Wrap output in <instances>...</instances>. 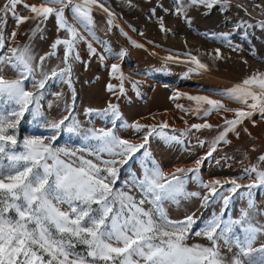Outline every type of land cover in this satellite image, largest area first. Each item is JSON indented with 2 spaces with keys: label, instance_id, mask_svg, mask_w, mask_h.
I'll return each mask as SVG.
<instances>
[{
  "label": "snow or ice",
  "instance_id": "obj_1",
  "mask_svg": "<svg viewBox=\"0 0 264 264\" xmlns=\"http://www.w3.org/2000/svg\"><path fill=\"white\" fill-rule=\"evenodd\" d=\"M217 5L226 10L229 0H177L176 14L184 15L190 23V7L212 10ZM92 6L101 8L109 17L113 15L99 0H41L32 4L25 0H0V264H264V242H259L264 239V207L257 205L252 192L264 189V154L244 169V176L250 180L246 185L237 183L244 176L226 181L228 187L219 180H200L196 174L202 160L196 161V168H176L166 174L149 150V138L156 135L165 144H181L187 130L177 136L164 131L166 122L159 126L138 121L129 124L123 121L118 105L112 103L103 109H85L89 117H111V128L84 129L68 111L61 119L47 122L49 135L26 137L23 150H15L21 143L17 131L25 113L43 116L40 90L50 79L66 83L74 93L72 63L81 60L78 45L87 42L89 55H97V49L80 29L104 43L105 51L111 54V48L99 41L94 31ZM21 10L30 15H23ZM52 18L57 33L62 31L65 35H57L50 44L51 50L37 58L32 42L38 35L45 38L42 25ZM9 19L15 21L16 28L7 34ZM159 19L161 31H166L163 18ZM29 21L35 22V27L30 30L28 42L21 45L17 42L18 29ZM108 23L111 25L112 20ZM259 26L264 28V22ZM224 39L227 40L226 34ZM61 49L64 67L47 71L46 62ZM125 55V50H121L117 58ZM99 58L103 61L105 57L100 54ZM192 62L199 69L207 68L196 57H192ZM7 73L14 78H6ZM110 77L120 83L109 82L106 90L123 95L126 78L119 64L111 65ZM29 80L37 91L27 89L25 82ZM221 95L243 108H229L222 100L209 96H187L195 102L194 109L177 105L197 117H208L214 111L234 113V119H225V127L213 140L208 157L218 144L229 143L228 133L245 119L254 113L264 116V73H254ZM117 121L139 134L141 142L119 136L115 131ZM190 127L200 130L213 125L205 122ZM65 132L82 136L85 146L75 150L57 147L56 141ZM137 154L142 174L130 173V178L117 187L121 169ZM188 173H193L192 178L213 200H223L220 212L213 213L198 230L194 228L198 219L195 213L174 220L165 208V203L179 207L182 200L194 198L201 201V207L208 206L209 195L186 190ZM240 189L247 190L241 193L247 197V207L241 209L239 217L225 218L232 199L225 193L235 194ZM193 236L204 238L207 244H189Z\"/></svg>",
  "mask_w": 264,
  "mask_h": 264
},
{
  "label": "rangeland",
  "instance_id": "obj_2",
  "mask_svg": "<svg viewBox=\"0 0 264 264\" xmlns=\"http://www.w3.org/2000/svg\"><path fill=\"white\" fill-rule=\"evenodd\" d=\"M25 2L32 4L40 3L41 0ZM184 2L187 3V0ZM99 3H103L113 13L109 17L101 8L92 6L94 31L99 41L106 42L111 48V54L105 51L104 43L97 42L81 28L87 41L97 49V55H89L87 42L78 45L81 60L72 63L74 93L66 83L50 79L45 88L40 90V110L43 116L25 113L17 131V138L21 143L15 150H23L22 141L26 137L49 135L47 122L61 119L68 115V111L72 112L84 129L111 128V117H89L85 115V109H103L112 103L118 105L123 121L129 124L138 121L143 125L159 126L166 122L168 127L164 131L177 136L187 130V135L181 137V144H165L156 135L149 138V150L166 174L174 172L176 168H196V161L202 160L196 175L204 182L219 180L225 184L232 178L244 176V169L255 164L257 158L264 154V116L254 113L252 117L245 119L237 125L234 132L228 133L226 139L229 143L218 144L216 151L208 157L213 140L225 127V119H234V113L214 111L208 117H203L202 114L197 117L193 111L186 113L177 105L194 109L195 102L188 100L187 96H209L222 100L229 108H243L242 104L224 98L221 93L254 73H264V28L259 26L264 22V0H229V7L223 11L220 5L212 10L203 6L190 7L187 12L190 23L184 15L176 14L177 0H99ZM21 11L25 16L30 15L26 10ZM66 15L74 23L71 15ZM159 18H163L166 31H161ZM109 19L112 20L111 25L108 23ZM33 27L35 22L32 21L20 26L17 36L19 44L28 42ZM42 27L45 38L40 39L38 35L32 42L37 58L51 50L50 44L57 35H65L62 31L57 33L54 18L49 19ZM15 28V21L9 19L7 34ZM225 34L227 40L224 39ZM132 41L142 47H136ZM121 50H125L126 55L118 59ZM100 54L105 57L103 61L99 58ZM192 57L207 65V68H197ZM62 61L61 49L56 57L46 62V70L50 72L57 66L63 68ZM113 63L120 65L126 78L123 95L106 90L109 82L120 83L110 77ZM6 78L14 76L7 73ZM135 82L138 83L134 88ZM25 83L29 91H37L31 80ZM58 93L61 95L58 96ZM123 121H117L116 133L134 143H140L137 138L139 134L123 127ZM205 122L213 125V128L196 130L190 127L192 124ZM56 146L75 150L84 147L85 142L82 136L65 132L56 141ZM139 155L121 169L117 187L130 178V173L135 172L137 176L142 174ZM187 175L186 190L198 191L202 196L209 195L208 206L201 207V201L194 198L182 200L179 207L165 203V208L174 220L195 213L198 219L194 228L198 230L213 213L220 212L223 200H213L210 193L192 178L193 173ZM237 183L246 185L250 180L244 176L243 179H237ZM228 186L225 184V187ZM244 191L247 190L240 189L235 194L225 193L232 197L225 210V218H237L241 209L247 207V197L241 195ZM252 192L257 205L264 207V189H253ZM259 242H264V239ZM188 243L207 244V241L193 236Z\"/></svg>",
  "mask_w": 264,
  "mask_h": 264
}]
</instances>
